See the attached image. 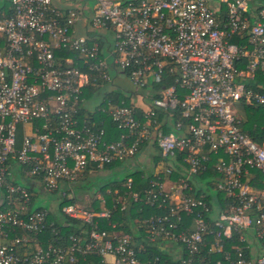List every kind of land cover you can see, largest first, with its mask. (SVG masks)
Listing matches in <instances>:
<instances>
[{"label":"built area","instance_id":"built-area-1","mask_svg":"<svg viewBox=\"0 0 264 264\" xmlns=\"http://www.w3.org/2000/svg\"><path fill=\"white\" fill-rule=\"evenodd\" d=\"M258 1L94 0L87 15L88 0L80 8L64 0H0V264H155L139 259L130 233L100 229L101 219L117 226L113 208L88 207L94 198L105 204L103 193L74 198V187L90 173L133 157L150 138L161 160L187 164L186 175L167 188L172 170L166 167L142 193L116 197L118 188L107 190L113 206L163 210L143 220L146 238L180 246L187 253L180 264H264V141L242 130L235 108L264 106V3ZM103 31L113 33L111 44L98 34ZM117 72L145 110L105 97L89 109L107 113L120 130L109 140L81 109L85 88L111 83ZM168 77L170 83L154 88ZM176 109L181 133H163L158 112L170 116ZM211 154L220 156L216 189L231 201L209 223L208 201L196 196L189 178ZM30 188L72 199L61 211L84 228L70 243L42 239L47 229L56 233L47 220L54 211L31 207ZM207 234L214 235L210 243ZM234 234L239 244L228 249ZM202 248L222 258L207 260Z\"/></svg>","mask_w":264,"mask_h":264},{"label":"trees","instance_id":"trees-1","mask_svg":"<svg viewBox=\"0 0 264 264\" xmlns=\"http://www.w3.org/2000/svg\"><path fill=\"white\" fill-rule=\"evenodd\" d=\"M235 40V39H234ZM103 47V42H100V50ZM56 55L61 56H72L74 53L70 50H56ZM125 75V74H124ZM114 81V80H113ZM111 83H114V82ZM171 82V78H166L163 82L159 84H154L155 89H159L164 84H168ZM100 84L96 85H90L85 88L83 96L90 95L97 91L98 88H100ZM132 86L129 87L128 90L124 91L123 89L118 88H112L107 94L105 99L111 100L112 102H120L124 101L126 104L130 105L132 99ZM131 91V92H130ZM150 93H147V96H150ZM240 109L245 112L246 118H242L239 116L240 126L242 130L252 136L253 139L257 141H261L264 138V106H254L252 104L247 103H239ZM106 106V105H105ZM137 109L139 107H142V111L145 110L144 104H137L135 106ZM81 112L86 114L89 118L92 120V124L95 127H104L107 134L106 138L109 140L116 139L119 134L120 130L116 128V125L111 121L109 115L105 112H100L99 110L92 112L89 109H81ZM168 113H164L159 111L158 112V120L162 117L166 116ZM173 121H176L179 117V110L176 109L173 111L172 114ZM166 131V130H164ZM167 133V132H164ZM21 137V132L18 131V138ZM180 159L183 158L184 154L178 155ZM222 157L226 158L225 155H221ZM220 156L217 154H211L209 157L208 162L206 163V168L202 171H200L194 178V180L197 181H205L208 179H211V177L215 176V168L214 165L216 161L218 160ZM119 162V161H118ZM117 163V162H116ZM116 163H109L104 166L103 169H111ZM153 175L151 174H145L142 170H135L127 174L123 179L116 180V181H109L105 184L99 186V191L103 193L106 196V203L102 204L98 199L94 198L92 200V203L88 204V207H92L94 209H102L105 207L113 208L112 209V215L110 220L112 223H116L117 226L115 228H112L110 225H108L107 220L101 219L100 221V229L107 231V233H112L113 231L117 230L120 232H128L131 234L133 243L135 247L139 250L138 256L141 261H151L155 264H180V259L186 256V251H180L179 255H173L170 253V250H167L165 248V244L167 243V240L165 239H157L155 242L150 241L146 238V232L144 224L142 223L143 220L150 215L159 214L163 210L152 208L149 206H145L142 204H135L132 207L126 209V210H120L119 205L113 206V202L111 201V195L107 193V190H114L115 188L119 189L120 195H117L116 197H120L124 195L123 193L125 191H132V192H140L142 193L148 186H149V180ZM128 178H131V185L128 189L125 185L128 181ZM190 182L193 184L194 181L190 180ZM29 191L32 193L31 196V207L34 208V203L36 200V196L39 194V192L36 189H29ZM217 191V199L218 203L220 204V209H223L227 202H230V198L225 196V193L222 191ZM204 195V199L208 201V204L211 209V214H207V221L209 223L212 222V214L214 213V208L212 206L213 201L211 200V195H206L202 191H197L196 196ZM121 199V198H120ZM70 202H73L70 198H63L60 199L58 204V213L50 212L48 214V224L50 222H53V226L55 228L56 233H53L50 229H47L42 239L43 240H49L54 244L59 245H66L70 243L69 236L72 234H75L80 231V229L84 228L83 223L74 218H70L62 213L61 209L63 205H66ZM141 207V209L139 208ZM36 208H46L44 206H38ZM184 223L183 225H187L190 222V218L184 216ZM214 235L213 234H207L205 236V241L209 242L212 241ZM235 244H239L238 242V236L236 234L233 235V239L227 240L226 247L228 249H231V246ZM176 245V244H175ZM174 246V245H173ZM180 247V246H179ZM246 254L249 253V250L245 249ZM202 256H205L207 260L214 261L216 259L222 258L221 253L216 252H207L206 248H202V251L200 252ZM83 264H86L84 262Z\"/></svg>","mask_w":264,"mask_h":264},{"label":"crops","instance_id":"crops-1","mask_svg":"<svg viewBox=\"0 0 264 264\" xmlns=\"http://www.w3.org/2000/svg\"><path fill=\"white\" fill-rule=\"evenodd\" d=\"M213 5L216 6L217 4L213 3ZM90 13H91V7H89L87 5L86 14L89 15ZM83 22L84 21H82L81 23H79L77 25V29L80 32L82 30H84L83 29ZM98 34L102 35L103 38L107 39V44L108 43L111 44L113 42V33L111 31L98 32ZM110 36L112 37V39L109 41L108 38ZM104 45L105 44H103V46ZM112 73H113V71H112ZM113 80H114L113 81L114 83H107V84L101 86L102 89H100L101 88L100 87V88L97 89L96 92L92 93V94H94L96 96L97 93L100 94L101 91H102L98 101L93 103L91 106H87L88 104L86 103V101H84V103H83L84 109H90V110L95 109L102 102L103 98L106 97V94L114 87L118 88V89H123L124 91L128 90V88L125 87L122 84V80H126L128 82V80L126 79V77H125V75L123 73L117 72V76ZM105 87H108V88L104 89ZM129 87L131 88V84H130ZM146 98L150 99L149 96H146ZM130 100H131V103L134 106H136L137 104H143L141 102L140 98L138 96H135L133 93H132V99L130 98ZM235 108H236V112H237L238 116H240L242 118H246L245 112L243 110H241L239 108V106H237ZM138 110L140 112H142V107H139ZM172 118H173L172 115H170V116L166 115L164 117V119L161 117L159 122H158V124H159L158 128H161L163 133L167 132V133H176V134L179 133L180 134L181 132H178L175 129V125H174L175 121H173ZM164 130H166V131H164ZM261 141H264V138ZM156 142L157 141H156L155 138L148 139L142 145H140V148L138 149L137 153L133 157H131V158L127 159V160H123V161L117 162L111 169H103V170H106V173H109V172H112V171L118 172V171H121V170H130V172L135 171V170H142L146 175L147 174L153 175L157 171H161V170L165 169L166 167H169L172 170V172L170 174V177H169V179L167 177L164 178L166 180L165 187L168 188V186L171 184L170 181H174L177 176L186 175L185 172H187V164L183 160L179 161L178 158H176V159L169 158V159H166V160H161V158L159 157V152H158V149H157ZM95 172L90 173L87 176L86 180H84L83 182H79L74 187V198H75V200L82 201L84 196L92 195V194H90V195L87 194L86 191H88V187H87L86 184H87L89 178H91V176ZM215 173H216V175L214 177L212 176L211 179H209V181L207 179L206 182L194 180L195 177L194 178L193 177L189 178L190 180L194 181L192 186H193V190H194L195 194L197 193V191L198 192L202 191L207 196L211 195V200L213 201L212 206L214 208V211H213L214 213L213 214H215L220 209V204L218 203L217 194H212L210 192L211 188L216 189V183H217L219 174L217 173L216 170H215ZM161 175L164 176V174L162 172H161ZM256 175H259V171H254V176H256ZM251 184L253 185V187L259 188L260 185H261V181H260V179H257L255 177H253L251 179ZM84 188H86L85 192L82 191ZM252 244H251V246L254 247V245H252ZM164 246H165V248L167 250H170L171 254L176 255V256L179 255L180 250H179V246L178 245L171 244V243H166ZM255 252H256V247L254 249H252V253H255Z\"/></svg>","mask_w":264,"mask_h":264},{"label":"rangeland","instance_id":"rangeland-1","mask_svg":"<svg viewBox=\"0 0 264 264\" xmlns=\"http://www.w3.org/2000/svg\"><path fill=\"white\" fill-rule=\"evenodd\" d=\"M258 2L264 3V0H259ZM93 4H94V0H88V6L89 7H92ZM63 5H65L66 7L80 8L82 4H81V0H64ZM108 39L110 41L112 39V37L110 36ZM122 84L127 88H129V86H130V84L126 80H122ZM107 88L108 87H105L104 89H107ZM100 89H102V87ZM101 93H102V91H101ZM98 94L99 93H97L96 96L94 94H90L87 97V99H86V103L88 104L87 106H91L93 103L98 101V99L100 97V94L99 95ZM235 106L240 107V104L237 103ZM129 173H130V170H121L118 172L112 171L109 173H106V170H103V169L98 170L91 176V178H89V180L86 184L88 187V191H86V188H84L82 191L83 192L86 191L87 194H89V195L92 194V196L91 195L90 196L93 197L96 195V192L99 190L98 188L100 185H102L106 182H109V181H115V180L123 179ZM204 182H206V180ZM210 192L212 194L217 193L216 189H214V188H211ZM88 197H85V198L83 197L84 201L85 200L87 201L89 199ZM58 204H59V193L45 194V193L41 192L36 196L34 208H36L38 206H44V207L56 212L58 209ZM88 204H89V202H88Z\"/></svg>","mask_w":264,"mask_h":264}]
</instances>
